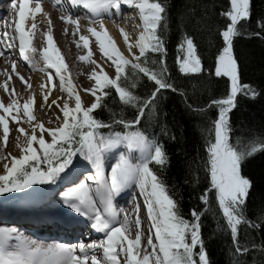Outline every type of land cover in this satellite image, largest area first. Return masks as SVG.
I'll list each match as a JSON object with an SVG mask.
<instances>
[{
  "label": "snow or ice",
  "instance_id": "obj_1",
  "mask_svg": "<svg viewBox=\"0 0 264 264\" xmlns=\"http://www.w3.org/2000/svg\"><path fill=\"white\" fill-rule=\"evenodd\" d=\"M31 3L34 6H30V0H11L13 21L12 24L5 23L3 34V39H7V29L14 27V38L19 41V54L29 64H32L29 53L36 51L30 46L36 14L42 12L45 17L49 15L43 11L40 0H31ZM69 3L72 7L83 6L90 11L88 31L95 36L101 54L111 61L115 75L109 76L100 65L99 73L93 69L90 78L94 80V84L85 91L90 92L95 99L89 106H82L81 97L74 91L71 80L66 83L68 69L52 36L48 32L43 34L47 47L40 51L47 67L39 70L47 72V84H51L54 77L58 79L59 89L66 91L69 97H74V106L69 105L67 98L62 106L57 103L59 97L53 100L51 103L60 109L63 119L57 127L46 128L43 122L33 123L34 97L31 93L28 95L22 108L23 116L30 122L32 133L18 127L25 142L20 145L19 157L11 156L10 166L5 163L6 171L0 174V193L26 189L35 184L56 183L62 178V174L73 173L74 179V157L79 153L92 170H85L78 183L67 181L71 186L61 192V197L70 209L86 218L87 226L103 235L99 240L92 239L88 242L81 239L69 244L55 241L44 243L26 237L14 228L0 227V264H209L200 221L203 213L208 210L210 189L215 190V201L225 222L224 226L230 232L234 255L238 257L247 253L249 247L256 248L255 244L242 245L239 240L241 224L258 227L245 214L244 205L251 181L241 173V164L247 156L258 149H264V141L252 139L245 144L238 138L235 144L230 142V113L235 107L237 95L242 91L252 97L257 94L251 86L240 84L238 63L233 53V39L239 33V22L250 17V0H228L227 8L220 13L227 23L219 30L222 47L214 58V75L227 77L228 91L225 96L209 101V105L217 107L216 117L210 122L205 139V168L210 188H206L199 197L204 208L190 209V218L185 217L180 210L179 201L168 190L156 168L152 167L155 164L163 169L167 165L168 155L164 145L156 138L149 139L138 127L146 109H154L160 89H171L184 94L183 89L169 82L167 75V50L163 38V28L167 26L164 0H69ZM122 4L134 7L140 21L137 25L140 31L134 41L124 28L119 29L131 59L118 50L113 39L104 30L102 20L101 31L91 26V20L98 17L101 11L111 15L110 10L115 9L119 13ZM28 17L32 18L33 23L26 29L25 21ZM61 19L72 24L74 32L78 31V18L65 14ZM79 41L83 42L85 49L89 48L87 36L81 35ZM133 47L138 52H133ZM149 51L159 54L158 58L150 62L147 58ZM177 52L175 62L181 74L204 71L192 36L185 34L182 37L177 44ZM89 57L90 53H86L79 59L87 61ZM126 66H130L131 76L127 74ZM49 68L54 69V73ZM13 71L15 72V61ZM140 74L153 82L151 92L144 97L133 91ZM16 75L30 87L23 76L19 73ZM3 86L7 91V84ZM40 88L47 101L51 89L46 87V83H41ZM106 88L114 89L121 104L136 109L133 119L120 116L105 123L94 116V110L101 105L102 98L108 95ZM209 105H205V108ZM20 107L19 101L14 97L6 105L0 102L3 113L0 114V129L3 130L5 141L10 131L6 117L16 110L17 114L11 116L12 121L21 119L18 114ZM190 107L193 111L205 110ZM57 120H60L59 116ZM117 124L123 126V131L111 130ZM101 127L110 130L102 133L99 131ZM37 128L40 130L39 135L36 134ZM45 132L51 137L50 141L45 140ZM34 142L38 148L34 147ZM117 146H124L126 151L120 152L110 170L106 171L105 157ZM134 150L138 154L134 155ZM133 186L139 190L144 201L143 209L148 221L146 242H142L145 232L142 228L140 204L136 203L131 212L117 209L114 205V199ZM76 219L77 217H68L69 222Z\"/></svg>",
  "mask_w": 264,
  "mask_h": 264
},
{
  "label": "trees",
  "instance_id": "obj_2",
  "mask_svg": "<svg viewBox=\"0 0 264 264\" xmlns=\"http://www.w3.org/2000/svg\"><path fill=\"white\" fill-rule=\"evenodd\" d=\"M166 4V24L163 38L166 47L168 78L179 91L160 89L154 109H146L138 127L149 139L156 138L168 155V163L160 169L155 164L168 190L179 201L180 210L190 218V209H203L199 199L206 188H210L209 176L205 168L207 154L205 139L210 122L216 117V105L210 100L225 96L228 91L227 77L214 75V58L222 47L219 30L227 23L220 15L228 5V0H164ZM239 33L233 39V53L238 63L239 82L249 85L256 96L240 92L235 107L230 113L232 131L230 142L235 144L256 139L264 141V0H250V17L239 22ZM187 34L194 38L197 52L201 57L204 71L196 74H181L176 65L177 44ZM157 53L148 52L151 62ZM126 72L132 75L130 66ZM153 82L143 74L133 91L140 97L151 92ZM108 95L94 110V116L109 122L113 118L133 119L136 109L120 103L114 89L106 88ZM204 108L203 112L192 107ZM205 105H209L205 108ZM111 109V111H110ZM115 114V116H114ZM100 131L109 132L101 127ZM112 131H123L122 125H115ZM241 173L248 177L251 186L247 194L244 210L246 217L258 225L239 226V240L249 247L245 254L234 255V245L230 232L219 212L215 201V190L210 189L208 210L201 217V235L207 251L209 264H264V149H258L247 156L241 164ZM198 251V246L197 249Z\"/></svg>",
  "mask_w": 264,
  "mask_h": 264
},
{
  "label": "bare ground",
  "instance_id": "obj_3",
  "mask_svg": "<svg viewBox=\"0 0 264 264\" xmlns=\"http://www.w3.org/2000/svg\"><path fill=\"white\" fill-rule=\"evenodd\" d=\"M65 1L68 4H70L69 0H65ZM40 2H41L43 11L47 12L49 15L48 17H45L42 12L36 14L35 27H34V31L32 34V38L30 40V46L36 49L35 52L29 53V55L31 54L30 57L32 58V64H29L27 61H24L23 59H22L23 62L18 61L17 58L16 59L14 58L11 48L0 45V53H1L0 65H2V61H3L2 57L6 58V55H9L10 57L12 56L11 59L15 61L16 65L19 68H24L26 67V65H29V66L35 65V67L32 69V72L30 74L29 72L26 73L25 70L22 71V70L17 69L16 67H15V72H14L13 62L9 61V63L12 64L11 71L9 73H5V77H6L5 80L0 82V102L6 105L9 102V100L14 97L15 99L19 101L21 105L19 112H18L21 119L15 122L12 121L11 116L17 114L16 110H13L6 117V120L8 121L9 130H10L6 141L3 138V130L0 129V171H3L5 169V163L7 159H11V156L19 157L20 155V145H22L25 142V137L18 132V127L25 128L26 132L29 134L32 133L30 122H28L27 118L23 116V108H22L24 101L27 99L30 93L34 97V101L32 105V112L35 117V121H33V123L36 121L43 122L46 128L57 127L59 123L62 122V119H63L60 109L55 104L51 103L53 100H56L59 97L60 99L57 100V103L62 106L65 98H67L69 105L74 106V102H75L74 97H69L66 91H62L59 89L58 79L53 78V81L51 82V84H47L46 82L47 72H42L39 70L41 67H47L44 64L42 53L40 51L41 49L47 47V40L43 35L45 32H48L52 36L54 44L58 48L61 54V57L68 69V75L66 76V83L68 80H71L74 86V91L80 95L81 101L85 104L89 102V98L85 95L86 93L83 94V92H87L85 91V89L91 88L92 87L91 83L94 82V80L90 78L91 73L89 74L86 73L85 70L82 68L80 64L82 60L79 59L80 55L77 53L78 50H76L73 46V43H74L73 38L70 37V35H68L65 31V29L66 30L68 29L67 26L70 25V27H73V28L74 26L70 23H65L61 19V17L57 15L53 7H50L48 4L42 2V0H40ZM30 6H34L31 3V0H30ZM128 7L130 9H134V7H130L128 5L125 6L122 4L120 11L125 10ZM112 10H115V9H112ZM112 10H110L111 15H109V12L101 11L98 17L91 20V26L95 27L98 31H100L101 30L100 23L102 20L104 24V30H106L109 36L113 39L115 45L118 47V50L122 52L124 56L128 57L129 56L128 48L124 42V39L119 29L124 28L125 31L129 33V38L134 41L140 31V28L137 27L140 21L139 22L134 21V25L127 24L124 21V19L120 17V14L116 12V10L114 13ZM10 13L12 15H10ZM72 16H74L75 18H78L79 20L78 31L88 30V26L90 24L89 18L91 17V14L88 17H81L78 15H72ZM135 17L136 19L138 18V16L136 15L135 16L130 15L131 19ZM110 18H112V20L115 19V22H112ZM12 21H13V10L11 9V0H0V31L2 34H4V31H5V23L7 22L8 24H12ZM32 23H33L32 18L28 17L25 21V28L27 29V27L31 25ZM71 30L72 29H69V32H71ZM7 31L9 33L7 37V40H8L7 43L10 44L9 40L14 39L15 45L17 44V46L15 47L17 48V50H19V47H18L19 41L14 38V27H9ZM72 32L74 31L72 30ZM76 34L79 35L77 31L74 32L73 35H76ZM78 41L79 39L77 41L75 40L76 46L79 49L84 50L85 48L83 47V42L79 41V44H78L77 43ZM85 50L93 51L94 54L92 57L94 58L99 57L100 55L104 57L101 54L99 47H97L96 44L95 46L89 45V48ZM132 51L138 52V50L135 47H133ZM37 58H39L42 61V62H39L40 65L34 62V61H37ZM97 63L98 65L102 66L100 61H97ZM48 70L55 71L54 69H50V68ZM16 73H19L21 76H23L25 80L28 81V85H30V87L27 86L24 82H22L19 76L16 75ZM5 83L7 84V89H8L7 91L5 90V87L3 86ZM41 83H46V87L51 89L50 93L48 94L47 101H45L43 98V93L41 92V88H40ZM53 85H56V86L54 87ZM0 114H3L2 109H0ZM57 116L60 117V120H57ZM36 134L37 135L40 134L39 128H37ZM44 137H45V140L47 141L51 140V137L47 134V132L44 133ZM34 147L38 148V145H36L35 142H34ZM120 152H122L120 148H115L114 150H111V152L106 155L105 157L106 171L110 170L111 165L115 163ZM133 154L134 155L137 154L135 150ZM78 164L79 166L77 167V169L73 170L75 173L78 172L81 168L90 167V165L87 162H85V160L82 162V159L80 160ZM72 176H73V173H68L67 175L62 174V178L59 179L58 182L46 183V187L43 190H39V191L33 190L32 192L31 190L30 192L28 190V193H26V197H24V199L20 198L21 205H20V210H17V213L27 212V211L29 213L44 211V212H48L49 215L54 214L52 213V211L54 210H51L48 206L45 208H39V207L41 204L48 202L47 199H50L51 196H53L54 192L58 190L57 188L58 187L60 188V186H62V184L68 181ZM68 187L69 186H66V188ZM66 188H61L60 191H64ZM133 191L134 189L131 190V192ZM126 192L127 190H124V192L119 194L114 199L115 206L118 205L117 203L122 200L120 197ZM28 194H32V196L31 195L29 196ZM27 195L29 197H27ZM59 197L62 198L61 194H59ZM141 199L143 198L141 197ZM61 201L62 203H64L63 200ZM8 202H11V201L9 200ZM134 207H135L134 205L128 206L127 208H125L124 211L130 212L131 209H133ZM9 208L10 207L7 202L0 204V210L2 209V214ZM120 216L123 217V213ZM142 228L145 232V236L142 237V242H146L147 232L144 229L143 220H142ZM134 234L135 232L133 230L132 235L134 236Z\"/></svg>",
  "mask_w": 264,
  "mask_h": 264
},
{
  "label": "rangeland",
  "instance_id": "obj_4",
  "mask_svg": "<svg viewBox=\"0 0 264 264\" xmlns=\"http://www.w3.org/2000/svg\"><path fill=\"white\" fill-rule=\"evenodd\" d=\"M126 6V5H125ZM130 10V11H129ZM10 15H12L11 13H10ZM130 15H133V16H138L137 14H136V9L134 8V9H130L129 7H128V10H123V13H122V16L120 15V17H122V19H124V21L127 23V24H130V25H134V21H136V22H139V18H137L136 19V17L135 18H133V19H131L130 18ZM125 16V17H124ZM126 18H128V19H126ZM110 20H112V18H110ZM112 22H115V19L114 20H112ZM67 26V25H66ZM68 27V29L66 30V33L68 34V35H70V37H72L73 38V41H74V43H73V46H74V48L76 49V50H78L77 51V53L80 55V56H83V55H85L86 53H90V57H89V59L87 60V61H82V62H80V64H81V66H82V68L85 70V72L86 73H92V71H93V69H96V72L97 73H99V71H100V67H98V63H97V61H100L101 62V64H102V68H103V70L109 75V76H114L115 75V71H114V66L112 65V63H111V61L110 60H108L106 57H102L101 55L99 56V57H92L93 56V51H89V50H83V49H79L77 46H76V43H75V40L77 41L79 38H80V36L81 35H84V36H87L88 37V39H89V45H91V46H95V44L97 45V47H98V44H97V42H96V39H95V36L94 35H92L88 30H81V31H77L78 33H79V35L78 34H76V35H73L74 34V32H72V30H73V27H70V25L69 26H67ZM132 27V26H131ZM69 29H72L71 30V32H69ZM101 31V30H100ZM0 55H1V53H0ZM31 55V54H30ZM130 59H131V57L130 56H128ZM3 58V61H2V65H0L1 67H0V82H2V81H4L5 80V73H9L10 71H11V67H12V64H10L9 63V61H11V62H13L14 60H12L11 58H12V56L10 57L9 55H6V58H4V57H2ZM32 59V58H31ZM93 61H95L96 63H93ZM5 62V63H4ZM36 64H39L40 65V63L39 62H42L39 58H37V61H34ZM108 65H110V66H108ZM15 67L17 68V69H19V70H25L26 71V73H28L29 72V74L32 72V69L35 67V65H32L30 68H27V67H24V68H19L17 65H16V63H15ZM24 71V72H25ZM49 71H51V72H54L53 70H49ZM54 79H55V77H54ZM92 85L94 84V82H92L91 83ZM86 93V94H85ZM83 94H85L88 98H89V102L87 103V104H85V103H83L82 102V106H89L93 101H94V97L91 95V93L90 92H83ZM97 94H99V92L97 93ZM82 159V162L84 161V158L83 157H81L80 155H79V153H77L76 155H75V157H74V161H75V163L76 164H78L79 162H80V160ZM6 162L8 163V165L10 166V163H11V159H7L6 160ZM86 162V161H85ZM79 166V164L78 165H76V167H75V170L77 169V167ZM5 170V169H4ZM0 171V174H4L5 173V171ZM46 187V184H35V185H31L29 188H26V189H21V190H18V191H12V192H8V193H0V202H2V201H7V203H8V205H9V207L10 208H12V207H14V206H16V207H18L20 204H21V202H20V198H23L24 199V197H26V193H28V190H29V192H30V190H31V192L33 191V190H37V191H39V190H43L44 188ZM136 189V191H138V189L137 188H135ZM29 196L31 195L32 196V194H28ZM27 195V197H29ZM19 197V198H18ZM45 199V198H44ZM44 199H42V200H44ZM47 199V198H46ZM11 201V202H8V201ZM142 203V202H141ZM144 203V202H143ZM17 209V208H16ZM19 210H20V208H18ZM144 227H146V229H147V231H148V223L145 221L144 222Z\"/></svg>",
  "mask_w": 264,
  "mask_h": 264
}]
</instances>
